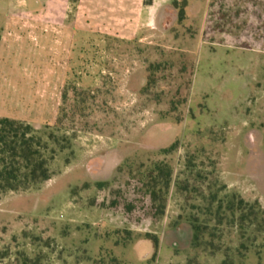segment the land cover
<instances>
[{
    "label": "rangeland",
    "instance_id": "obj_1",
    "mask_svg": "<svg viewBox=\"0 0 264 264\" xmlns=\"http://www.w3.org/2000/svg\"><path fill=\"white\" fill-rule=\"evenodd\" d=\"M166 1L152 0V7L144 6V17L148 19ZM120 2L79 0L75 55L48 56L40 29L26 30V24L12 22V15L23 14L27 7L14 5L16 0H0V118L27 123L46 139L55 130L63 93L68 113L79 101L73 100L71 84L99 89V101L107 92L110 107L87 117L96 129L77 131L63 151L56 149L48 181L0 195V264H20L23 258L38 259L40 264H95L102 247L113 248L111 242H103V235L123 229L158 238L155 264H221L224 256L235 264H257L255 247L247 259L235 253L239 232H232L236 226L230 228L228 221H222L217 228L220 234L212 240L222 244L220 252L192 246L187 220L197 218L202 223L208 218L195 194L186 200L172 188L165 216L154 221L148 216L147 202L116 168L136 149H164L177 142V152L169 157L175 166L174 182L187 177L194 185L183 167L185 159L193 156L194 175L215 172L201 187L205 194L206 185L217 178L212 189L217 200H230L234 194L264 209V0H209L205 19L203 8L198 7L196 18L187 5L186 21L179 24L176 18L160 30L147 21L138 30L132 21L125 27L117 20ZM181 6L182 1L178 9ZM35 13L42 15L43 8H34ZM118 35L131 41L114 39ZM154 47L179 48L195 58L187 117L179 125L158 122L154 107H137L138 91L145 82L143 57ZM47 59H53L55 67L57 61L74 64L63 86L46 82ZM55 74L65 75L54 71L55 79ZM231 112L246 114L243 126L227 118ZM81 126L82 120L77 121L76 128ZM252 129L256 144L249 152L242 146ZM249 153L251 167L246 163ZM215 224L212 219L207 223L210 228ZM176 225L182 229L176 230ZM169 228L175 229L174 236L168 237ZM249 235L250 231L243 241ZM262 238L252 245L261 244ZM113 252L126 264H144L154 248L151 241L140 240Z\"/></svg>",
    "mask_w": 264,
    "mask_h": 264
},
{
    "label": "trees",
    "instance_id": "obj_2",
    "mask_svg": "<svg viewBox=\"0 0 264 264\" xmlns=\"http://www.w3.org/2000/svg\"><path fill=\"white\" fill-rule=\"evenodd\" d=\"M181 1L183 6L178 9ZM190 1L174 0L172 4L178 13L179 24L189 18L186 9ZM150 4L151 0H146L145 5ZM145 52L143 57L145 82L138 91L137 107L140 110L154 107L158 122L179 125L186 117L185 109L195 68L194 55L179 48L154 47L148 48ZM71 85L73 100L79 101L70 106L71 111L68 113L64 107L68 98L66 92L63 93L62 107L56 119L55 130L49 133L46 139L40 137L36 129L27 123L0 118V195L24 192L48 181L51 177L49 165L54 159L56 149L63 151L77 131L87 132L90 131V127L96 129L97 124L90 126L87 117L97 110L110 109L106 101L107 92L103 93V98L99 101V95L102 94L99 89L84 90L77 88L75 84ZM77 114L79 118L75 117ZM81 120L82 126L76 128V122ZM111 136L114 137L115 134L112 133ZM177 150V142L164 149H136L123 159L116 171L124 175L128 183L134 186L136 193L147 202L148 216L154 221H159L165 216L172 188L175 193L185 196L186 200L191 199L195 194L205 205L204 210L208 218L202 223L197 218L187 220L192 233V246L211 254L220 252L223 249L222 244H214L212 240L215 239L216 233V235L220 234L217 228L222 221H228L230 228L236 226L231 231L239 232V246L235 247V253L240 259H247V254L253 249L252 247H255L257 264H261L264 258V238L258 246H253L252 243H257L260 236L264 237V209L257 203L250 205L234 194L231 195L230 200H217V192L212 190L217 185V178L206 185L207 194H205L201 187L206 183L207 176H214L215 172L207 174L198 172L194 175L193 170L196 166L193 163V156L185 159L183 167L188 171V177L191 176L194 185L190 184V179L187 177L182 181L174 182L175 166L169 157ZM210 218L216 222L211 228L207 225L211 221ZM175 227L176 230L180 228L178 225ZM248 231L250 235L246 236V241H243ZM101 239L104 243L111 242L113 248H125L137 241L149 240L153 244L154 252L143 263H156L159 242L155 235L123 229L106 232ZM113 248L102 247L95 264H126L115 256ZM224 253L228 257L226 253H229V250L226 248ZM20 264H40V261L23 258ZM221 264L235 263L224 256Z\"/></svg>",
    "mask_w": 264,
    "mask_h": 264
},
{
    "label": "crops",
    "instance_id": "obj_3",
    "mask_svg": "<svg viewBox=\"0 0 264 264\" xmlns=\"http://www.w3.org/2000/svg\"><path fill=\"white\" fill-rule=\"evenodd\" d=\"M108 2H111L112 0H107ZM117 1V0H115ZM121 1L119 3V6H121V11L119 13H116L119 18L117 20L124 24L125 27H127V24L129 22H135L137 30L142 27V24L147 21V24L153 23L155 24V27L160 30L163 29V24L169 25L170 23H173L177 18V11L173 8L172 4L174 0H167L165 3L160 5L156 11H154L153 14L149 16L148 19L144 17V6L145 1L144 0H119ZM197 2L195 5H193V2ZM17 3L14 5L27 7L23 14H13L12 15V22L14 23H23L25 25L26 30H30L33 28L40 29V38L42 39L41 45L43 47V51L46 55L54 56V55H63L68 54L69 56L75 55L74 54V48L75 44L78 43L77 38L75 37L76 29L75 26H77L78 19L77 15L75 16V11L77 10V7L79 6V0H16ZM201 2V6H199V3ZM57 4V5H56ZM60 4V5H59ZM192 4V5H191ZM203 4V6H202ZM50 6V7H49ZM57 6H60L61 10L57 9ZM71 6H73L74 10L71 11ZM150 7L153 6V2L151 0ZM210 6L209 0H191L188 4V11L193 13L194 16L197 18V14L199 12L198 7L203 8L202 9V16L204 19L207 17L208 14V8ZM36 7L43 8V14L42 15H36L33 14V10ZM47 8V9H46ZM45 9V11H44ZM45 12V13H44ZM107 13V12H106ZM33 24H40L39 26H34ZM55 40L52 41V40ZM120 41H131L130 38L123 37L122 35H118L117 38ZM77 42V43H76ZM79 44V43H78ZM205 44H201V48H203ZM63 51V52H62ZM66 51V53H64ZM68 56V57H69ZM53 59H47L46 63L44 64V67L47 65L46 69V75L44 74V78L46 82H48V85H53L52 83L56 81V85L58 87L63 86L65 84L66 79L68 78L67 71H70L71 69H74V64L72 65L69 60L63 63V65H60V62L57 61L54 66L52 63ZM78 64V63H77ZM44 67L42 69H44ZM54 71L55 72H61L64 71L65 75H62L61 77L54 78ZM193 80L192 79V85L193 87ZM191 90V89H190ZM187 117V116H186ZM185 117V118H186ZM190 118V116H188ZM227 118L232 120H237L238 125L243 126L244 123L242 119L246 118V114H237L235 112L229 113V116ZM185 120V119H184ZM184 122V121H183ZM208 130V129H207ZM254 129L249 131L246 134V137L244 139V143L242 148L251 152L254 149V146L256 144L255 137H254ZM251 155L250 153L247 155L246 163L250 166L251 164ZM181 228V226H180ZM179 228V229H180ZM167 230V235L174 236L175 229ZM182 229V228H181ZM190 230V228H185ZM191 232V230H190ZM192 239V233H190V241ZM158 254V252H157Z\"/></svg>",
    "mask_w": 264,
    "mask_h": 264
}]
</instances>
